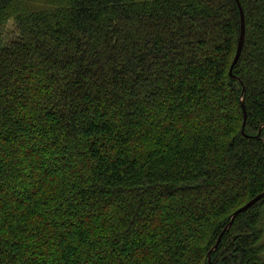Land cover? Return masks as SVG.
I'll return each mask as SVG.
<instances>
[{"label": "trees", "instance_id": "obj_1", "mask_svg": "<svg viewBox=\"0 0 264 264\" xmlns=\"http://www.w3.org/2000/svg\"><path fill=\"white\" fill-rule=\"evenodd\" d=\"M238 1L236 79L235 0H0V264H206L264 191V0ZM263 237L264 196L210 264Z\"/></svg>", "mask_w": 264, "mask_h": 264}, {"label": "water", "instance_id": "obj_2", "mask_svg": "<svg viewBox=\"0 0 264 264\" xmlns=\"http://www.w3.org/2000/svg\"><path fill=\"white\" fill-rule=\"evenodd\" d=\"M237 5H238V8H239V11H240V31H239V37H238V40H237V46H236V49H235V53H234V56H233V59L231 61V64H230V67H229V75L233 78H236L237 77L233 74L232 72V67L234 66V64L236 63L238 57H239V54H240V51H241V47H242V44H243V38H244V17H243V12H242V8L240 6V3L238 0H235ZM242 92H243V89H242ZM240 105H241V109H242V113H243V123H242V131H243V126L245 124V119H246V111H245V107H244V101H243V97L241 96L240 98ZM264 196V191L258 193L257 195H255L254 197H252L250 200H248L245 204H243L241 207H239L238 209H236L235 211H233L230 215H229V221L226 223V225L223 227L222 231L220 232V234L218 235L214 245L211 247V249L207 252V262L206 264H210V254H211V251L213 249H216L217 247V244L219 243L220 241V238L222 236V234L227 230V228L230 226V224L232 223L233 221V218L234 216L247 209L248 207H250L251 205H253L255 202H257L260 198H262Z\"/></svg>", "mask_w": 264, "mask_h": 264}, {"label": "rangeland", "instance_id": "obj_3", "mask_svg": "<svg viewBox=\"0 0 264 264\" xmlns=\"http://www.w3.org/2000/svg\"><path fill=\"white\" fill-rule=\"evenodd\" d=\"M11 25V24H10ZM264 238V237H263Z\"/></svg>", "mask_w": 264, "mask_h": 264}]
</instances>
